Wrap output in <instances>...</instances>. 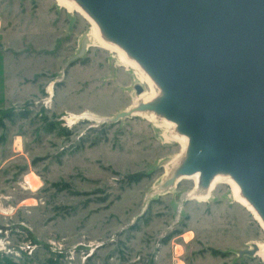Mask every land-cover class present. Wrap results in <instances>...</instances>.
<instances>
[{
    "label": "rangeland",
    "instance_id": "374dc122",
    "mask_svg": "<svg viewBox=\"0 0 264 264\" xmlns=\"http://www.w3.org/2000/svg\"><path fill=\"white\" fill-rule=\"evenodd\" d=\"M89 34L61 0H0V264H264L230 183L154 190L182 143L119 116L151 88Z\"/></svg>",
    "mask_w": 264,
    "mask_h": 264
},
{
    "label": "water",
    "instance_id": "95a60500",
    "mask_svg": "<svg viewBox=\"0 0 264 264\" xmlns=\"http://www.w3.org/2000/svg\"><path fill=\"white\" fill-rule=\"evenodd\" d=\"M76 1L160 88L134 111L188 136L174 177L200 172L206 186L228 173L264 221V0Z\"/></svg>",
    "mask_w": 264,
    "mask_h": 264
},
{
    "label": "bare ground",
    "instance_id": "6f19581e",
    "mask_svg": "<svg viewBox=\"0 0 264 264\" xmlns=\"http://www.w3.org/2000/svg\"><path fill=\"white\" fill-rule=\"evenodd\" d=\"M61 2L65 5L69 6V7H72L75 11L82 13L84 16H86L90 20V22L92 23V29H93V33H94V34H89L91 36V40L98 43L102 47H105V48H108L112 51L117 52V54L120 55V58L123 59L127 65L134 67L138 71L137 73H138L139 79L141 81L147 82L149 84L151 90L150 91L148 90L146 92H143L142 94H139L138 99L136 101V104L131 107L130 111L131 110L134 111V108L139 103L153 101L154 99H156L158 97V95L161 94L160 88L158 87V85L156 84L154 79L150 76V74L148 72H146V70L142 67V65L135 58L130 56L122 46H120L118 43L106 38L103 35L101 28L98 25V23L96 22V20H94V18H92L87 13V11L76 0H61ZM118 58H119V56H118ZM120 58H119V61H120ZM133 113H142L147 118H149V119H151V120H153L159 124L166 125V127H169V128L171 126L175 130L173 134H170L171 137L178 139L182 143V146H183L182 152L179 154L177 153V155H175V157L173 156V158L170 159L166 163L165 172H164L162 178L160 179V181L158 182V185H156L154 187V190L156 192L173 189L176 186L177 182L180 179H182L179 177L175 178L174 176H175L177 169L180 167V165L182 164V162L186 156L187 147H188V140H189L188 136L176 131L177 125L175 122L170 121L166 118H163V117L157 115L153 110H137V111H134ZM74 115H73V117L76 118L77 116H74ZM186 177L193 178L196 181V184H195L194 189L191 190L190 192H188L185 196H187V198L189 197L190 199H197L199 201H204V200L208 199L212 193L213 188L215 187V185L218 182L224 181V182L230 183L233 186L234 195L239 200L241 205H244L245 207H247V209L251 210L254 213V215L261 221L262 225L264 226V221L261 218L260 214L255 209V207L252 205V203H250V201L243 195L239 184L236 182V180L230 174L224 173V172H218V173L213 175L209 184L206 186L201 185L200 172H196L190 176H185L183 178H186ZM169 180L174 181V183L167 186L166 183H168ZM263 244L264 243H258V246H259L258 253H260L261 256L264 258V245Z\"/></svg>",
    "mask_w": 264,
    "mask_h": 264
}]
</instances>
